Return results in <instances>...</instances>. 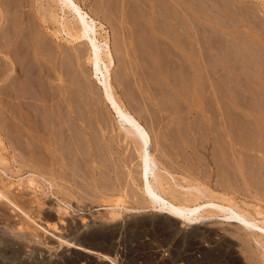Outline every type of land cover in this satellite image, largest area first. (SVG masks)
Returning a JSON list of instances; mask_svg holds the SVG:
<instances>
[{
	"label": "rangeland",
	"instance_id": "obj_1",
	"mask_svg": "<svg viewBox=\"0 0 264 264\" xmlns=\"http://www.w3.org/2000/svg\"><path fill=\"white\" fill-rule=\"evenodd\" d=\"M9 1L0 0V264H89L72 243L102 229L114 264H264L256 228L219 211L186 222L150 203L140 147L120 128L129 126L95 75L90 43L67 36L72 13L54 0ZM76 1L110 55L115 104L150 136L164 196L186 201L199 188L262 227L264 0Z\"/></svg>",
	"mask_w": 264,
	"mask_h": 264
},
{
	"label": "bare ground",
	"instance_id": "obj_2",
	"mask_svg": "<svg viewBox=\"0 0 264 264\" xmlns=\"http://www.w3.org/2000/svg\"><path fill=\"white\" fill-rule=\"evenodd\" d=\"M9 1V0H7ZM13 1L14 0H11V6L13 5ZM15 1H18V0H15ZM14 1V3H15ZM21 2H16L18 5L15 6L14 4V8L18 9L19 5H20V8H21V5L23 4V1L20 0ZM25 1V0H24ZM57 2L58 5L61 6V12L62 11H68L69 13H72L73 15V26L74 27V31L72 30L73 28L70 27V29L75 32V28H76V37L70 35V33L68 32L67 33V36H70L69 38H73L72 40H79V41H83L84 39H88L89 43H90V46H89V52H90V55H89V58H90V63H92L94 65V68H95V75L97 77L101 76V79L103 81V86H104V94L106 96V98L111 101L112 105H113V108L115 109V111L117 112V114L119 115L120 118H122V120L126 123H128V126L129 127H125L126 125H121V129L124 130L125 134L128 135V137H132L131 139L134 141L136 140L139 147H140V160H141V163H140V168H141V176L143 178V180L145 181V185H146V189H143V193L146 194V196L149 197V200H150V203L158 209H161V210H166L167 212H169V215L171 216V218H174V219H183L184 221L186 222H199L200 220L202 219H205V217L208 219H211L216 215L217 211H219L220 213H222V217L226 220L228 219H232V220H236L237 222H240V223H244L248 226H252L254 228H256L257 230L261 231V233L264 235V224L262 222H260L263 226L262 227H258L256 225V221L252 219L251 215V219L248 217V212H247V215L246 213H244V211H241L238 209L235 208V206H231V205H234L231 203V205H222L219 204V203H215L214 201H212V198L213 197H209L211 200H208L204 193V191L202 192V189L199 190L198 189H195V191L197 192V194H193L192 192L190 193V198L186 201H182L181 198L177 197V196H174L173 198L169 199V198H166V196H164V183H163V175L161 173V170H162V167L160 165V163L157 162V160L154 159V157H152V154H151V150H150V136L148 134V132L146 131V129L144 127H142V125L140 124L139 121H137L135 118H133L132 116H130L128 113L124 112L122 110L121 107L117 106L115 104V101H114V98L111 94V84L109 82V78H108V73H109V67L112 65V61L110 59V55L108 54V51L105 49H101L98 45H97V38L95 36V30H94V26H95V22H94V19L91 18V16L84 12L83 9L80 7V5L77 3L76 0H54ZM10 2V1H9ZM7 2V3H9ZM4 5L6 3H3ZM2 6V4H0ZM10 6V8H11ZM5 8L6 5L4 6ZM13 6L11 9H14ZM8 9V8H7ZM31 9V8H30ZM9 10V9H8ZM20 10V9H19ZM19 10H13L14 13H16L15 11H19ZM11 11V10H9ZM8 11V12H9ZM104 11V10H103ZM117 12V11H116ZM7 14V12H6ZM5 14V15H6ZM22 13H20L21 15ZM26 14V13H25ZM24 14V15H25ZM4 15V16H5ZM16 15V14H15ZM30 15V14H29ZM11 16V15H10ZM17 16V15H16ZM22 16V15H21ZM28 16V15H27ZM19 17V15H18ZM17 17V20L18 19H21ZM27 18V17H26ZM4 19V18H3ZM23 19V18H22ZM14 20V19H13ZM16 20V19H15ZM23 20H26V19H23ZM27 20H30V19H27ZM20 21H18L17 23H19ZM23 22V21H22ZM22 22H20L22 24ZM28 22V21H27ZM40 22V21H39ZM9 23V22H8ZM26 23V22H24ZM67 23V22H65ZM14 24V23H13ZM20 24V26H21ZM17 25V24H16ZM19 25V24H18ZM24 25V24H23ZM28 25V24H27ZM26 25V27H27ZM30 25V24H29ZM67 25H69V23H67ZM65 26V27H69V26ZM72 24H70L71 26ZM6 27V26H5ZM30 27V26H29ZM87 29V31L90 32L91 36L88 35V34H85L84 32H80V29ZM11 29V28H10ZM68 31L70 30L69 28H67ZM7 30V29H6ZM28 30V29H26ZM8 31V30H7ZM39 32V31H38ZM71 32V31H70ZM1 34V33H0ZM7 34V32H6ZM72 34V33H71ZM24 35V34H23ZM30 35V34H29ZM28 35V37H30ZM26 36V37H25ZM6 37V36H5ZM12 37V36H11ZM25 38L29 39L27 37V35H24ZM24 38V41H26L25 43L28 42V40L26 39L25 40ZM31 38V37H30ZM65 39V38H63ZM32 39H30V42H31ZM40 40V39H39ZM23 40L20 41V42H24ZM65 41H67V39H65ZM25 43L22 44L21 46L25 49L26 46L27 48L29 47L30 49V44L29 46L26 45L25 46ZM19 44V43H18ZM7 46V45H6ZM8 47V46H7ZM12 47V46H11ZM16 47V46H15ZM14 47V48H15ZM12 47V49H14ZM17 48H20V46ZM14 49L15 51L18 50V49ZM22 48V49H23ZM44 48V47H43ZM46 48V47H45ZM50 48V47H49ZM1 49V48H0ZM11 51H14L12 50ZM21 49V48H20ZM23 49V50H24ZM27 50V52H30L31 50ZM3 50V49H2ZM10 51V53H11ZM14 51V52H15ZM22 52V50H20ZM26 50H24L23 52H25ZM35 51V50H34ZM33 51V52H34ZM48 51V50H47ZM17 52L20 54V56L17 54ZM39 52V51H38ZM13 53V52H12ZM17 54V56H15L14 54ZM15 53H13L14 57L15 58H19L22 57L24 54V59H27L28 57L27 56H30L29 53H27L28 55L26 56L25 53H20L19 50L16 51ZM31 54V53H30ZM103 54V55H106L107 57V62L104 63V67H103V71L100 67V55ZM11 55V54H10ZM12 55V56H13ZM32 55V54H31ZM34 55V54H33ZM11 56V57H12ZM47 56V55H46ZM27 57V58H26ZM22 58V59H23ZM31 58V57H29ZM36 58V57H35ZM9 59V58H8ZM13 59V57H12ZM21 59V58H20ZM32 59V58H31ZM33 60V59H32ZM29 59H27V63L32 61ZM36 60V59H35ZM52 60V59H51ZM16 61V60H15ZM23 61V60H22ZM55 61V60H54ZM53 61V62H54ZM34 62V61H33ZM32 62V64H34ZM7 63V62H6ZM13 63V62H12ZM8 64V63H7ZM31 64V65H32ZM12 65V64H11ZM10 65V66H11ZM26 65V64H25ZM30 65V66H31ZM35 65V64H34ZM33 66V65H32ZM13 67V66H12ZM15 67V66H14ZM17 67V66H16ZM24 67V65H23ZM10 67H8V71H12V69H9ZM41 68V67H40ZM16 69V68H15ZM20 71V70H19ZM42 71V70H41ZM9 74V72H8ZM11 74V73H10ZM27 75V74H26ZM30 75V74H29ZM41 76V75H40ZM39 76V78H41ZM28 77V76H27ZM34 77V76H33ZM22 78V76H21ZM32 78V77H31ZM30 78V79H31ZM47 78V77H46ZM36 79V77H35ZM43 79V77H42ZM33 81V80H32ZM45 81V79H44ZM30 86V85H29ZM48 86V85H47ZM35 91V89H33ZM44 90V88H43ZM41 94V93H40ZM53 95V94H52ZM52 99V98H51ZM2 103V102H1ZM35 103V102H34ZM50 107V106H49ZM57 111V110H56ZM3 118V117H2ZM5 120V119H4ZM69 121V120H68ZM86 121V120H85ZM86 123V122H85ZM76 130V129H75ZM69 132V131H68ZM211 132V131H210ZM219 133V132H218ZM82 134V133H81ZM129 137V139H130ZM130 139V140H131ZM83 140V139H82ZM74 141V140H73ZM78 141V140H77ZM132 141V143H133ZM136 141L133 143L135 144V147H137V143ZM232 141V140H231ZM33 142V141H32ZM221 144V143H220ZM222 145V144H221ZM68 147V146H67ZM137 147V148H139ZM78 150V149H77ZM233 150V149H232ZM76 156V155H75ZM233 159V158H232ZM235 159V158H234ZM5 161V160H4ZM218 166V165H217ZM238 169V168H237ZM71 179V178H70ZM218 183V182H217ZM252 186V185H251ZM6 193V192H5ZM212 195V193H211ZM0 197H3L4 198V195L2 193H0ZM219 198V197H218ZM220 198H224L223 196ZM217 199L216 201H222ZM205 199V200H204ZM215 199V198H213ZM228 199V197H227ZM230 199V197H229ZM228 199V200H229ZM204 200V201H203ZM225 200V201H224ZM223 201L226 203V199H224ZM218 201V202H219ZM222 201V202H223ZM188 202L191 203L192 205H188ZM187 203V204H186ZM228 203H230L228 201ZM227 203V204H228ZM55 206V205H54ZM118 207V206H117ZM61 211V210H60ZM22 212V211H21ZM54 215V214H52ZM51 215V216H52ZM50 216V217H51ZM53 218V217H52ZM54 220V218L52 219ZM57 220V219H56ZM206 220V219H205ZM26 221V220H25ZM203 221V220H202ZM53 223V221H52ZM64 224V223H63ZM73 224V223H72ZM3 225V224H2ZM55 225V224H54ZM54 228V227H53ZM80 229V226H77L75 227L74 229V233L75 232H78V230ZM54 230V229H53ZM103 230V229H102ZM102 230H100V232H93L92 234H90V236L83 241H79L77 238V240H75L72 244L74 246V248L76 249V252L77 250L79 251V254L77 253H74V254H77V258H81V259H89L88 262L89 264H102V262H109V264H114L115 263V260L117 261V252L116 250L112 249L111 247H105L104 246V243H105V239H106V233L104 232H101ZM104 231V230H103ZM21 234V233H20ZM23 234V233H22ZM108 234V233H107ZM24 235V234H23ZM51 235V234H50ZM109 235V234H108ZM107 235V236H108ZM61 236H58V238H60ZM57 238V239H58ZM108 238V237H107ZM61 239V238H60ZM108 240V239H106ZM7 242V241H6ZM113 242V241H112ZM110 243V242H109ZM25 248V247H24ZM102 252H101V251ZM66 252V251H65ZM74 252V251H73ZM66 254V253H65ZM64 254V255H65ZM71 254V253H70ZM110 254H113L115 255L114 259L112 257H110ZM50 258V257H49ZM66 258V256H65ZM40 260H43L44 261H48L47 258L45 257H41ZM32 261V260H30Z\"/></svg>",
	"mask_w": 264,
	"mask_h": 264
}]
</instances>
